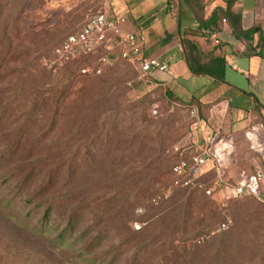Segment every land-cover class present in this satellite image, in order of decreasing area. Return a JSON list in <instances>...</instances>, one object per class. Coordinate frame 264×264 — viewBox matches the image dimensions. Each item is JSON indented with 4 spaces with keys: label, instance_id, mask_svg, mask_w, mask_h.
Segmentation results:
<instances>
[{
    "label": "rangeland",
    "instance_id": "374dc122",
    "mask_svg": "<svg viewBox=\"0 0 264 264\" xmlns=\"http://www.w3.org/2000/svg\"><path fill=\"white\" fill-rule=\"evenodd\" d=\"M24 3L21 13L12 16L5 12L0 18V36L1 25L8 23V37L0 49V104L7 102L8 116L6 146L13 144L17 120L37 104V113L44 116L39 118L34 138L53 125L55 130L45 141L48 151L35 156V160L50 156L58 144L72 138L61 160L78 156L86 161L82 197L93 198L102 214L112 210L105 218L111 226L121 225L120 212L132 209L130 228L147 231L150 264H264V209L257 201L243 197L219 202L206 192L208 179H202L205 183L196 190L171 185L169 168L193 150L195 119L188 108L166 98L161 91L138 89L143 82L137 80L135 68L124 60L101 66L103 74L99 76L81 74L80 64L72 62L56 71L45 65L59 44L103 9L104 0ZM102 53H92L91 61L84 65L97 63ZM76 80L82 82L77 89L86 86L87 92L62 94L61 87ZM113 81L124 84L110 91ZM75 90L72 86L70 93ZM83 113L91 116L79 132ZM95 113H101L97 124L105 128L100 139L92 124ZM150 123L157 124L160 131L156 132ZM1 145L0 153L6 148ZM157 155L163 160L158 175L151 173L156 171L154 166L150 172V162ZM11 172V167L0 166V177ZM67 190H63L65 197ZM17 204L21 207L24 201L20 198ZM176 207L183 215H175ZM89 218L91 212L86 213L85 221ZM226 218L233 220L231 228L219 230ZM58 232L52 230L53 235ZM223 233H230L234 243L241 242H236L234 257L233 252L217 258L212 251L214 238ZM126 234L127 228L115 230L113 242L123 240ZM82 248V244L55 246L47 238H37L22 228L15 213L0 207V264H92V256L83 255Z\"/></svg>",
    "mask_w": 264,
    "mask_h": 264
},
{
    "label": "crops",
    "instance_id": "0c3cea01",
    "mask_svg": "<svg viewBox=\"0 0 264 264\" xmlns=\"http://www.w3.org/2000/svg\"><path fill=\"white\" fill-rule=\"evenodd\" d=\"M108 4L110 11L128 18V30L145 36L144 55L166 62L173 72H154L137 88L161 91L189 111L197 110L193 150L213 136L212 159L197 171L199 184L208 179L221 202L234 186L253 184L258 173L264 176V0H202L197 12L183 0ZM213 15L208 27L201 26ZM184 40L199 46L202 62L224 57L225 79L193 72Z\"/></svg>",
    "mask_w": 264,
    "mask_h": 264
},
{
    "label": "trees",
    "instance_id": "16d2710c",
    "mask_svg": "<svg viewBox=\"0 0 264 264\" xmlns=\"http://www.w3.org/2000/svg\"><path fill=\"white\" fill-rule=\"evenodd\" d=\"M183 1L196 12L202 7V0ZM24 8V0H0V18L5 12H10L12 16L19 14ZM214 18L213 15L209 20H201V26H207ZM80 30L72 34L78 33ZM7 37L8 23L5 22V24L1 25L0 49ZM184 46L186 48L190 68L193 72L207 74L219 80L225 79L226 60L224 57H214L207 62H202L201 60L203 58L200 48L195 42L184 40ZM90 61L91 54L72 63L80 64L79 71L81 73L82 69L88 66L84 64ZM130 65L135 68L132 64ZM83 75L99 76L92 74ZM80 83H82L80 80H76L73 84H65L61 87L62 94L66 93L72 96L86 93L88 89L86 86L77 89ZM122 84H124V82L113 81L112 85L109 86V90L111 91L112 87L121 88ZM72 86H74L76 90L70 93V88ZM91 109H93L92 106L89 107V110ZM100 114L101 113H95L92 115V117H94L92 124L98 132L96 135L98 139L103 136L105 130L104 126H98L97 124ZM40 116L44 115H39L37 113L36 104L29 111L25 112L21 119L17 120L16 126L18 132L14 135L13 144L9 148V145L6 146V140L9 136V133H7V102L0 104V142L2 147L6 146L0 153V166L4 168L11 167L12 169L10 174H4V176L0 177L2 179L0 182V207L5 211L15 213L22 228L37 238H47L55 246L82 244L83 248L81 251H83V255L92 256V264H123L126 257L127 261L124 264H150V242L145 238L147 231L138 232L130 228V222L133 219L132 209L122 210L120 212V214H122L121 225L111 226L107 224L105 218L107 217V213H111L112 210L102 214L100 208L98 206L96 207L97 203H95L93 198L90 196L88 198H83L85 190L83 174L87 166L86 161L79 160L78 156L70 160H61L63 159V153L69 148L72 138L66 140L64 143L58 144L54 152H51L50 156L35 160V156L44 154L48 151V148L44 146L45 141L47 140L48 134H52L51 132L55 130V128H53L54 125H51L52 127L48 130L43 129L44 132H41L37 138H34L36 136L35 129L39 123ZM90 116V113L81 114L82 125L79 127V132L82 131V126L85 124L84 121ZM142 116H144L143 118L145 119L148 117L146 113ZM49 120L51 124H53L54 115L49 116ZM150 126L154 127L156 132L160 131L157 124L150 123ZM160 157V155H157L152 158L150 162V172L153 166L156 171L151 173L157 175L160 173L158 169L159 163L163 161ZM172 167L169 168L170 175ZM139 171L140 170H138V172ZM64 179H66V181ZM126 179L127 177L122 178L124 184H127ZM200 182L202 183L201 180ZM198 185L199 181L196 186L187 188L177 187L176 189H195L198 188ZM211 187V184L208 185L206 191ZM64 189H68L66 197L65 194H63ZM244 197L254 199L264 209V206L257 198L253 196ZM20 198L24 201L21 207L17 204ZM185 204L186 202L183 200V205ZM134 207H136V204L133 205V208ZM26 208L30 209L26 210ZM175 211L177 217L179 214L183 215V212L180 211L179 208L176 207ZM87 212H91L92 218L85 221ZM38 216L40 217L37 219ZM56 221H59V223L55 224ZM175 225L177 226V224ZM54 228L59 229V232L55 235L52 233ZM126 228L127 234L124 239L119 242H113L115 230L119 232ZM230 228L231 226L226 230ZM236 242L241 244L240 241ZM236 242L234 243L232 241L230 233H223L214 238L212 251H215L214 253L217 258L226 257L233 252L232 257H234L238 249ZM110 243L112 244L109 246ZM131 252L133 254L130 256Z\"/></svg>",
    "mask_w": 264,
    "mask_h": 264
},
{
    "label": "built area",
    "instance_id": "2783aa9c",
    "mask_svg": "<svg viewBox=\"0 0 264 264\" xmlns=\"http://www.w3.org/2000/svg\"><path fill=\"white\" fill-rule=\"evenodd\" d=\"M44 4H51L56 0H41ZM128 18L125 15H116L110 11L108 0H104L103 9L91 16L82 29L68 36L53 52V57L45 61V65L57 70L62 65L74 62L80 58L102 50V56L97 63L82 69L83 74L100 75L102 67L111 65L116 60H124L132 64L137 70V80L145 82L154 72H163L173 75L170 66L158 58L146 57L141 44L145 40L142 33L127 29ZM218 42V41H217ZM131 85L132 83L129 82ZM194 118L198 117L195 108L190 109ZM195 122L194 124H196ZM213 136L207 135L204 144L196 146L191 154L176 163L171 170V185L177 187H192L198 184L197 171L212 159L210 145ZM264 176L258 173L253 177V184H239L233 187V192L227 199L253 196L264 206ZM210 188L206 192L214 194ZM233 223L231 218H226L219 226V230L228 229Z\"/></svg>",
    "mask_w": 264,
    "mask_h": 264
}]
</instances>
